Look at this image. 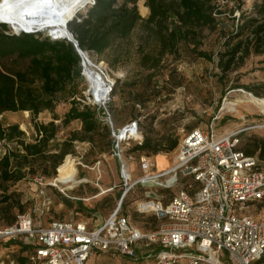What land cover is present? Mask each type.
I'll use <instances>...</instances> for the list:
<instances>
[{
    "label": "rangeland",
    "instance_id": "1",
    "mask_svg": "<svg viewBox=\"0 0 264 264\" xmlns=\"http://www.w3.org/2000/svg\"><path fill=\"white\" fill-rule=\"evenodd\" d=\"M89 2L74 14L76 16L84 14L89 7ZM261 2L262 0L216 1L218 13L215 16V27H202L196 40L200 39L197 50L209 54L210 60L197 56L191 50V45L181 43L177 57L167 54L162 58L158 68H142L139 46H143L146 50H153L155 41L146 36L140 23L129 36L115 41L102 53L90 51L88 54L92 64H97L99 60L103 61L107 67L109 79L116 84L108 104L114 126L121 127L133 115L140 114L143 137L145 133L151 132L153 137L179 139L183 130H189L195 126L205 128L212 123L219 133L246 128L240 134L241 148L252 147L254 143L264 140V112L248 102L233 104L235 108L227 105L230 102L234 103L236 98H243L248 94L256 96L254 94L256 91L264 95V53L254 51V47L259 45L252 32L254 25L243 27L251 18L258 22L264 21V15L257 12V6ZM137 7L141 17L145 18L149 14L144 0H139ZM9 29V32L13 34L14 31L10 27ZM38 33L40 38L48 36L47 29L40 30ZM60 40L67 42L63 37ZM237 41H242L245 47L249 44V52L247 54L245 50L238 52L235 65L230 70L224 71L219 65V61L226 58L222 56V53L228 51ZM2 62L13 70H23L29 60L12 56L3 59ZM85 76L75 77L66 85L64 91L52 98L53 112L59 118L55 121L59 130L55 140L50 144V153L57 152L61 141L67 139L70 132L80 126L79 120H72L64 125L61 119L71 105V96L75 95L76 99H81L83 95H87L88 88H91L92 85ZM38 86L39 83H36L35 87ZM133 101L141 103L140 113L134 110ZM0 120L3 126L17 124L18 128L24 132L26 141H32L35 135L34 125L51 121L52 112L44 109L33 116L29 110L5 111L0 114ZM255 125L260 127H252ZM104 133L105 130L100 129L98 133L93 134L94 143L87 140L73 141L70 151H74V155L69 158L67 164L58 167L56 177H46L41 174V169H38L36 174H27L15 183H8L5 192L11 195L7 201L8 219L17 213L29 212L32 201L37 199L38 189L42 187L51 201L49 209L42 216L43 225H47L51 219L82 220L94 224L103 222L116 208L124 189L130 185L129 183L126 187L124 186L118 159L112 155L109 138L107 136L103 138ZM101 139L108 141L105 151H100V147L97 146V142ZM56 143H59L57 147L52 145ZM135 143V141H129L128 144L121 145L124 159L131 171L132 181L144 175L139 164L141 152H128ZM15 145L14 141L0 139L1 151L13 149ZM258 153L259 149H256L254 155L260 158ZM152 158L156 161L157 170L159 167H168L171 164V153L157 154ZM260 160L261 166L264 167V159L260 158ZM71 167L74 168V173L70 176L73 177V181L71 184H68L67 180L63 181L66 186L62 185L60 181L66 179ZM107 188L111 190L106 192ZM175 190L173 188L170 191L161 190L153 183L136 184L122 202L120 212L127 215L136 228L142 232H148L157 222L154 223L152 211H137V202L144 198L143 192L152 191L154 196L153 192L158 191L168 194L169 198ZM2 195L0 190V198ZM249 211H253L255 218H260L264 208L255 205L251 206ZM6 221L5 219L3 222ZM20 242L22 241L0 242V264L18 263V243ZM152 247L159 248L157 243ZM145 254L142 253L143 256ZM259 261V264H264V257ZM153 262L152 256L129 259L101 253L91 257L86 264H153Z\"/></svg>",
    "mask_w": 264,
    "mask_h": 264
},
{
    "label": "built area",
    "instance_id": "2",
    "mask_svg": "<svg viewBox=\"0 0 264 264\" xmlns=\"http://www.w3.org/2000/svg\"><path fill=\"white\" fill-rule=\"evenodd\" d=\"M80 59L82 75L88 67L103 80L105 95H97L91 86L86 103L102 111L110 128L112 155L118 159L124 186L130 185L116 208L95 224L51 219L43 225L42 216L51 201L40 187L29 212L17 213L11 224L0 225V242L28 244L30 264H85L95 253L129 259L152 256L153 264H254L264 255V213L255 218L249 208H264V167L257 155H248L239 147L240 134L246 128L219 133L211 123L205 128L183 130L171 152V164L158 171L153 158L141 154L139 164L144 175L132 181L121 145L141 143L140 117L114 126L108 104L115 81L109 79L103 61L92 64L85 55ZM135 106L142 111L140 104ZM5 153L0 149V154ZM143 183L166 191L176 189L169 198L158 191L154 196L152 191L143 192L137 211H152L159 221L158 227L148 232L136 228L120 212L124 196L134 185ZM155 243L159 248L152 247Z\"/></svg>",
    "mask_w": 264,
    "mask_h": 264
},
{
    "label": "trees",
    "instance_id": "3",
    "mask_svg": "<svg viewBox=\"0 0 264 264\" xmlns=\"http://www.w3.org/2000/svg\"><path fill=\"white\" fill-rule=\"evenodd\" d=\"M138 1L95 0L84 14L77 16L74 14L75 17L67 24V30L69 34L72 33L82 51L102 53L115 41L129 36L140 23L146 36L155 41L153 50H146L143 46H139L140 65L145 69L158 68L162 58L167 54L177 57L181 43L191 45V50L197 56L211 59L205 51L197 50L200 39L196 40L202 27H215V16L218 13L217 0H144V5L149 9V14L145 18L141 17L138 11ZM257 12L264 15V0L257 6ZM253 25L252 32L259 43L254 47V51L264 53V21L258 22L251 18L243 27ZM9 27V25L0 24V114L5 111L29 110L35 116L44 109H48L52 112V120L34 125L35 135L32 141H26L24 132L18 128L17 124L3 126L0 120V139L14 141L16 144L15 148L8 149L0 156V190L3 194L0 203H6L0 204L2 222L0 225L11 224L16 216L13 215L8 219L7 201L11 198L10 194L5 193L8 183H15L27 174H36L38 169H41V174L46 177H56L58 167L67 164L69 158L74 155V151H70L72 142L87 140L94 143L93 134L98 133L100 129L105 130L103 138L106 136L109 138L111 152L113 148L110 128L103 118L102 111L95 105L86 103L84 95L81 99H76L73 95L71 105L61 119V123L66 125L72 120H79L80 126L78 129H73L67 139L61 141L57 152L50 153V144L55 140L59 130L55 123L59 118L53 112L52 98L64 91L66 85L75 77H82L80 55L67 39H65L66 42L51 39L49 36L40 38L38 32L19 31V34H11ZM242 50H245L247 54L249 44L245 47L242 41H237L228 51L222 53V56H226L219 61L222 70H230L235 65L236 54ZM12 56L28 59L29 62L23 70H13L2 62L3 59ZM36 83H39L37 88ZM254 94L264 98V95H260L257 91ZM136 104L141 105V103L139 101L132 103L134 110L140 113ZM139 117H141L140 114H135L130 119ZM139 128L142 134L141 118ZM177 141V137L157 138L153 137L151 132H147L144 137L142 136L141 143H135L128 152H141L151 157L157 154L169 155L176 147ZM97 143L99 150L105 151L108 141L101 139ZM52 145L57 147L59 143ZM241 149L248 155H254V151L259 149L258 154L261 159H264V140L254 143L252 147ZM152 218L154 223L158 224V219L155 216ZM5 219L7 221L3 222ZM157 224L152 230L158 227ZM30 250L31 247L28 244L18 243L19 264H30L28 262ZM262 257L264 255L254 263L259 264Z\"/></svg>",
    "mask_w": 264,
    "mask_h": 264
},
{
    "label": "bare ground",
    "instance_id": "4",
    "mask_svg": "<svg viewBox=\"0 0 264 264\" xmlns=\"http://www.w3.org/2000/svg\"><path fill=\"white\" fill-rule=\"evenodd\" d=\"M89 1L90 0H2L0 4V19L6 21L7 24L9 23L10 25H8L11 27L12 31L16 33L24 29H38L41 27V22H43V24L47 22L50 26H46V28L40 30L55 28L56 31L52 33V35L66 39V35L71 37V34L68 32L67 26L65 28V19L69 16V18L72 17L73 19L75 17V15H73L74 12ZM38 17H41V19H39L40 21L37 20ZM84 55L89 59L88 53ZM85 73L92 81L93 91L97 95H105L103 80L100 79L97 74L92 73L88 67H86ZM242 102H248L264 112V98L256 97L252 94H248L243 98H236L234 103L230 102L227 105L228 107L233 106V108H235V105L239 103L242 104ZM68 173L69 175L66 179L60 181L62 185H65L63 181H73V177L70 176L74 173V168L71 167ZM63 189H65V187H63Z\"/></svg>",
    "mask_w": 264,
    "mask_h": 264
},
{
    "label": "water",
    "instance_id": "5",
    "mask_svg": "<svg viewBox=\"0 0 264 264\" xmlns=\"http://www.w3.org/2000/svg\"><path fill=\"white\" fill-rule=\"evenodd\" d=\"M95 2V0H92L91 1V3H90V5L91 4H93ZM39 19H41V17H38V19L37 20H39ZM70 20H72V17L71 18H69V19H67L66 21H65V28H66V26H67V24H68V22L70 21ZM40 21V20H39ZM16 22V21H15ZM0 24H6V25H8L7 23H6V21H3V20H0ZM46 26H50V24H48L47 22H45L44 24H43V22H41V27L40 28H38V29H35V30H32V29H28V30H26V29H24L23 31H20V32H26V33H35V32H38L40 29H43V28H46ZM56 31V29L55 28H53V29H49L48 30V36L51 38V39H61L60 38V36L58 37V36H53L52 35V33H54ZM19 33V32H18ZM13 34H17L16 32H14ZM66 39L68 40V41H70L74 46H75V48L77 49V51L80 53V55H83L84 56V51H82L81 49H80V47H79V45H78V42H77V40L73 37V35H72V33H71V37H68L67 35H66Z\"/></svg>",
    "mask_w": 264,
    "mask_h": 264
},
{
    "label": "crops",
    "instance_id": "6",
    "mask_svg": "<svg viewBox=\"0 0 264 264\" xmlns=\"http://www.w3.org/2000/svg\"><path fill=\"white\" fill-rule=\"evenodd\" d=\"M156 161H154V168L156 169V163H155ZM165 167H159V170H161V169H164ZM157 170V169H156ZM158 170V171H159ZM71 184L72 182H68V184ZM97 254H101V253H95V254H93V255H91L90 257H89V259L86 261V263L88 262V261H90V259H91V257H94L95 255H97ZM102 254H106V253H102ZM85 263V264H86Z\"/></svg>",
    "mask_w": 264,
    "mask_h": 264
}]
</instances>
